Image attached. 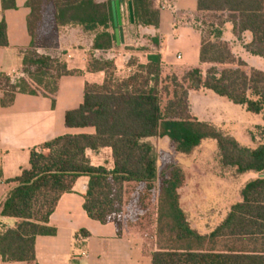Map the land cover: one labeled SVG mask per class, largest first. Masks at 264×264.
I'll return each instance as SVG.
<instances>
[{
  "label": "trees",
  "instance_id": "trees-1",
  "mask_svg": "<svg viewBox=\"0 0 264 264\" xmlns=\"http://www.w3.org/2000/svg\"><path fill=\"white\" fill-rule=\"evenodd\" d=\"M126 1L134 25L157 26L155 0ZM0 2L2 10L15 7L14 0ZM109 2H26L31 37L22 58L26 77L15 81L2 77L3 104H10L16 92L48 95L54 101L60 76L80 72L36 51L48 39L55 45L60 26H80L94 34L87 70L102 71L105 76L101 84L86 82L82 103L64 114L66 127L93 128L94 132L49 139L40 145L45 153L31 149L28 167L11 180L13 186L0 203V215L16 218L17 222L13 228L0 231L2 259L35 261L36 236L55 234L49 216L60 195L71 191L75 180L83 175L88 178L85 212L100 223H113L118 236H132L126 232L128 210L144 214L151 210L152 243L147 246L142 240L144 249L150 252L151 264H264V143L254 148L240 145L234 136L194 116L188 99L190 91L207 89L244 106L247 112H262L264 71L236 56L229 42L222 39V29L230 22L238 39L249 32L244 49L264 60V0H196L202 16L209 14L218 20L217 24L210 23L213 28L208 34L201 30L199 58L204 66L171 72L161 66L160 55L153 53L147 56V63L136 64L135 70L122 79L115 78L113 60L93 56L94 50H108L113 45V34L108 31L112 21ZM7 43L2 19L0 46ZM152 43L156 45L157 40ZM149 137H165L174 152L185 155L203 139L212 138L223 166L258 176L244 184L241 200L230 206L223 220L209 233L201 234L190 226L180 206L182 166L157 151L145 140ZM101 148L111 150L110 169L91 165L86 156L87 150ZM138 188L137 196H132ZM132 234L142 236L139 230Z\"/></svg>",
  "mask_w": 264,
  "mask_h": 264
},
{
  "label": "crops",
  "instance_id": "crops-1",
  "mask_svg": "<svg viewBox=\"0 0 264 264\" xmlns=\"http://www.w3.org/2000/svg\"><path fill=\"white\" fill-rule=\"evenodd\" d=\"M96 1L104 3L107 0ZM114 1L117 2L114 5L120 15L117 24L114 23L113 18ZM26 2L27 0H14L15 7L4 10L0 2V21L3 19L5 22L8 42L6 46H0V83L2 77L11 79V74L22 66L23 55L30 47L31 37L27 29L30 8ZM164 2L168 6L161 8ZM155 5L159 12L157 26H143L134 25L129 20L130 10L126 0L124 2L110 0L109 2L112 21L108 31L113 34V45L108 50H94L93 56L113 60L114 73H124L121 78H126L132 73L136 64L147 63V56L153 53L160 55V63L165 70L175 73L181 72L186 66L201 64L199 54L202 32L196 26L194 18L202 17V12L197 10L196 0H155ZM67 27H70L71 31ZM130 28L135 31L141 29L150 41L148 47L143 48L142 51L144 60L139 61L138 58L135 60L133 56L138 54L128 53L126 32ZM77 30L88 36V45L83 48L80 46L67 48L62 62L68 69L80 72L60 76L54 101L48 95L16 92L10 104H3V92L0 87V203L13 186L11 180L17 177L23 168L28 167L31 149L45 153L46 151L40 145L49 139L64 134L94 132L93 128H70L64 124L65 111L74 109L82 103L85 83L101 84L105 76L102 71L87 70L89 53L92 52L93 33L83 31L80 26H60L55 48H62L64 44L67 45V41L70 43L76 41L77 37L74 34ZM224 33L222 31V39L229 42L232 52L244 60L248 66L257 68L250 63V57L246 59L241 57L243 54L254 55L247 52L244 47L236 50L232 47L231 39L225 37ZM244 33L247 34L245 42L247 43L250 40V33L247 31ZM153 39L157 40L156 45L152 43ZM113 51L121 55L123 60L121 71L117 65L118 57H115V54L109 55ZM133 59L135 63L130 64L129 62ZM201 65L204 66V64ZM205 90L207 89L189 92L188 99L192 114L199 120L212 123L216 127L225 120H232L226 119L228 117L222 112L218 114L220 117L211 115L208 108L204 109L206 111L204 115L196 110L192 94L205 95ZM152 138L158 137H149L145 140L151 143ZM158 139L166 140L168 143L165 137ZM86 156L93 166H105L109 169L113 166L109 148L87 150ZM255 174L244 181L239 188L236 202L241 200L240 191L244 184L258 176L257 173ZM87 181L86 176H79L71 191L62 193L58 198L48 222L56 229V232L54 235L36 236L33 263L3 260L0 255V264H151L150 252L144 249L142 240L132 236H118L113 223H100L87 215L83 208ZM228 210L216 226L223 220ZM16 222V218L0 215V231L3 228H13ZM81 230L86 231L87 234L80 233Z\"/></svg>",
  "mask_w": 264,
  "mask_h": 264
},
{
  "label": "rangeland",
  "instance_id": "rangeland-1",
  "mask_svg": "<svg viewBox=\"0 0 264 264\" xmlns=\"http://www.w3.org/2000/svg\"><path fill=\"white\" fill-rule=\"evenodd\" d=\"M196 26L208 34L211 27L210 23L217 24L218 20L213 19L209 14L202 17L194 18ZM231 23L226 22L223 26L224 36L230 38L232 47L240 50L244 47L247 41V34L242 33L240 39L236 38L231 32ZM70 29V27H67ZM69 34V33H68ZM67 36V35H66ZM77 40L74 42L67 41L62 48L56 49L51 40L45 41V44L38 45L36 51L40 54L50 55L63 61L64 54L67 53V48L84 47L88 45V36L84 35L80 30L74 34ZM128 53H135L138 56H133L135 60H144L143 48H147L150 44L145 32L141 29L131 30L126 32ZM123 52V51H121ZM115 54L118 57L117 65L121 71L123 60L121 55L113 51L109 55ZM132 57V56H131ZM242 58H249L250 63L264 70V60L257 56L243 54ZM124 73L115 74V78L122 79ZM20 77H26L23 72V66H20L11 74V80L15 81ZM205 95L196 96L192 94V101L196 110L204 115V109L208 108L211 115L218 116L220 112L226 115V119L221 125L217 124V128L222 132L232 134L238 143L242 146L254 148L259 144L264 143V108L261 113L253 114L247 112L242 105L233 104L226 98L216 95L211 90H205ZM151 143L155 149L164 152L169 158L176 163H179L184 170V182L179 188L180 206L185 212L187 221L190 226L197 232L211 230L216 226L222 215L228 210L229 206L236 202L239 188L248 178L255 176L253 172L241 173L237 172L234 167H225L220 163L219 152L216 141L212 138L203 139L190 154H180L174 152L168 145L166 140L152 138ZM160 163V162H159ZM139 192V188L134 190V197ZM129 198L131 196H128ZM135 201V200H134ZM129 217L127 221L126 232L132 237L139 238L145 241L147 246L152 243L153 223L152 213L136 212L133 209L128 210ZM132 219H131V218ZM133 220V221H132ZM135 230H139L142 236L132 234ZM136 233V232H135Z\"/></svg>",
  "mask_w": 264,
  "mask_h": 264
},
{
  "label": "water",
  "instance_id": "water-1",
  "mask_svg": "<svg viewBox=\"0 0 264 264\" xmlns=\"http://www.w3.org/2000/svg\"><path fill=\"white\" fill-rule=\"evenodd\" d=\"M115 3H117L116 1L113 2V18H114V23L117 24L119 22L120 19V15L119 12L115 9Z\"/></svg>",
  "mask_w": 264,
  "mask_h": 264
},
{
  "label": "built area",
  "instance_id": "built-area-1",
  "mask_svg": "<svg viewBox=\"0 0 264 264\" xmlns=\"http://www.w3.org/2000/svg\"><path fill=\"white\" fill-rule=\"evenodd\" d=\"M168 5H166V3L164 2L162 5H161V8H165L167 7Z\"/></svg>",
  "mask_w": 264,
  "mask_h": 264
}]
</instances>
